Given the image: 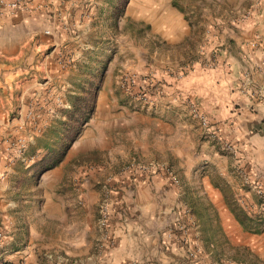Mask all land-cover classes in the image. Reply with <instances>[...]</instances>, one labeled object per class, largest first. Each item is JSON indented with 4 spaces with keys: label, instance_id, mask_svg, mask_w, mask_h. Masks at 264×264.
Segmentation results:
<instances>
[{
    "label": "crops",
    "instance_id": "obj_1",
    "mask_svg": "<svg viewBox=\"0 0 264 264\" xmlns=\"http://www.w3.org/2000/svg\"><path fill=\"white\" fill-rule=\"evenodd\" d=\"M57 2L32 0L39 8L0 16L1 119L17 104L14 97L33 87L39 73L32 69V57L19 50L53 48L38 64L44 75L55 77V49L70 45L65 28L57 24L53 37L34 38L37 31L29 21L42 9L44 21L50 22ZM215 3L218 12L204 26L201 52L205 50L207 62L198 58L183 77L173 78L153 114L144 116L147 123L139 134L123 129L117 134L121 140L114 138L121 148L115 149L112 162H124L133 153V160L151 168L113 173L101 167L89 174L92 182L64 187L62 161L41 175L54 189L40 191L32 181L25 187L10 185L19 169L0 160V264H228L217 255L220 241L257 246V234H264V222L258 223L262 216L248 212L260 226L246 229L231 203L243 199L255 206V193L264 196V0ZM161 12L173 14L178 25L153 32L166 42L185 39L190 26L181 13ZM187 99L207 116L211 129H218L219 139L233 145L234 157L213 147L195 150L197 121L190 116ZM123 121L110 120L117 126ZM80 174V169L73 173L74 181ZM107 175L97 185V177ZM18 192L23 194L8 196ZM100 198L109 203L104 228L97 222Z\"/></svg>",
    "mask_w": 264,
    "mask_h": 264
},
{
    "label": "rangeland",
    "instance_id": "obj_2",
    "mask_svg": "<svg viewBox=\"0 0 264 264\" xmlns=\"http://www.w3.org/2000/svg\"><path fill=\"white\" fill-rule=\"evenodd\" d=\"M215 2L58 0L56 10L51 12L54 19L50 17V22L44 21L42 9H38V16L29 21L37 31L34 38L39 34L53 37V29L58 24L65 28L70 45L55 49V77L51 79L43 74L38 63L53 48L19 50L23 56L32 57V69L39 73L34 75L33 87L25 95L14 97L15 107L0 118V160L15 164L19 169L10 178V185L25 187L32 181L39 183L40 191L45 187L51 191L54 188L46 186L41 175L62 161V168L67 171L62 182L64 187L92 182L89 174L101 167L116 173L127 169L132 161L138 163L132 159L136 158L133 153L124 162L111 161L120 145L114 138L121 140L117 134L123 129L139 134L147 123L144 116L147 112L153 114L158 98L169 92L173 78L183 77L198 58L207 62L202 55L205 50L201 52L207 34L204 26L210 22L209 15L214 17L218 12ZM159 10L181 13L182 21L190 26L185 39L166 42L153 32L161 26L168 25V29L173 30L178 25L173 14L159 15ZM5 15L15 14L1 16ZM213 57L212 54L208 56L210 60ZM126 74L151 78L152 82L145 87L147 99L139 86L130 91L123 88ZM187 100L190 101V116L197 121L192 136L195 150L206 151L202 147L206 146L207 150L213 147L220 154L234 157L233 145L211 136L209 130L213 124L194 101ZM112 118H124L125 122L123 126L111 125ZM78 169L81 174L76 177L78 181H74L73 173L77 174ZM108 176L97 177L100 180L97 185L102 186L101 179ZM255 194L258 205L243 199L238 204L249 216L248 212L260 214L258 223L263 225L264 196L259 191ZM256 237L257 246L252 248L244 243L232 245L227 240L220 241L217 255L228 264H264V234L258 233ZM241 241L249 242L246 238ZM215 264L222 263L217 260Z\"/></svg>",
    "mask_w": 264,
    "mask_h": 264
},
{
    "label": "built area",
    "instance_id": "obj_3",
    "mask_svg": "<svg viewBox=\"0 0 264 264\" xmlns=\"http://www.w3.org/2000/svg\"><path fill=\"white\" fill-rule=\"evenodd\" d=\"M32 0H0V16L4 14H16L20 11H28L33 10L35 8H39L38 6L33 7L31 4ZM40 6H44V3H39ZM48 33V31H46ZM151 78H149L146 75H131L126 74L123 78V88L127 91H130L133 87L139 86L142 88V95L145 99H147V91L145 90V87L149 86L151 83ZM202 122L204 125L207 124L206 119L203 117ZM217 128H212L209 130V133L211 136L218 137L217 135ZM152 167L151 165H145L140 164L135 161H132V163L128 166L127 169L136 168L139 171L147 170ZM169 173L172 171L170 169H166ZM109 216V203L107 199H103L100 201L98 205V225L101 228L106 227L107 220ZM190 256L194 257L195 253H190Z\"/></svg>",
    "mask_w": 264,
    "mask_h": 264
},
{
    "label": "trees",
    "instance_id": "obj_4",
    "mask_svg": "<svg viewBox=\"0 0 264 264\" xmlns=\"http://www.w3.org/2000/svg\"><path fill=\"white\" fill-rule=\"evenodd\" d=\"M229 200V199H228ZM231 210L234 213L235 217L239 220L241 225L246 229L257 228L258 224L253 223V218L250 217L240 205L236 203H231Z\"/></svg>",
    "mask_w": 264,
    "mask_h": 264
}]
</instances>
